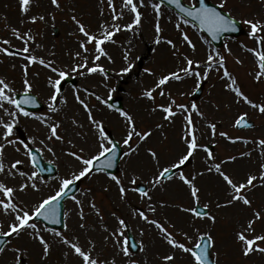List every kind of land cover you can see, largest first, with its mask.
Returning a JSON list of instances; mask_svg holds the SVG:
<instances>
[{
	"label": "snow or ice",
	"instance_id": "1",
	"mask_svg": "<svg viewBox=\"0 0 264 264\" xmlns=\"http://www.w3.org/2000/svg\"><path fill=\"white\" fill-rule=\"evenodd\" d=\"M38 2L18 0L23 17L21 24L51 25L54 29L57 13L67 11L63 23H71L68 34L74 37V45L66 52L68 62L61 66L56 59L55 44L47 57L37 54L45 47L40 42L46 35L43 31L22 30L6 24L9 35L0 37V64L8 58L12 69L21 70L19 87L15 78L0 75V260L4 264H32V257L36 256L35 264H49L58 249L65 264L70 261L71 264H148L147 252L152 241L145 237L155 233L163 248L153 253L157 264H177L178 260L182 264H224L215 225L217 213L230 208L239 209L232 239L240 257L244 260L256 256L264 258V227L257 228L258 222L264 225V203L257 204L253 199L256 190L264 189V135L242 137L230 135L226 130L218 131V122L209 118L197 102L178 101L170 88L172 82L192 80L195 87L191 92L179 95L194 96L211 75H216L225 94L231 97L223 107L231 109L236 105L246 109L240 111L238 107L232 127L256 129L249 110L264 116V97L251 96L229 69L227 57L234 55L229 44L224 42L221 50L213 47L212 42L247 26V38L252 45L241 42L240 47L252 57L253 67L246 75L256 85H264V15L259 12L243 15L236 7H229V0H216L211 5L206 0H187L186 3L183 0H120L119 6L116 0H106L108 14L105 16V0H100L102 19L92 29L74 6L66 9L63 0H48L43 12L30 14ZM173 6L176 13L169 14L167 9ZM145 9L153 20L152 51L156 53L161 46H167L174 67L159 72L153 67L143 69L153 79L140 89L139 99L150 102L148 112L158 115L159 122L140 128L135 115L113 101L117 89L111 87L109 81L133 72L134 60L139 59L133 56V41L142 37ZM162 19L173 25L178 33L176 39L163 35ZM188 29L205 34L198 36L205 46L202 59L197 57V43ZM121 33L130 35L122 41L118 35ZM13 40L20 44H14ZM110 46L120 52L122 64L119 67H114L116 59ZM234 63L242 66L244 60L235 56ZM34 66L50 73L45 81L46 110L43 112L39 111L41 101L35 93L37 85L33 78H38L40 73L30 71ZM95 76L101 77L97 86L105 89L107 95L80 84L72 87L69 100L64 88L69 80L79 77L87 81ZM157 97L163 102L157 103ZM221 106L219 101L214 103L217 111ZM106 112L118 114L123 128L119 138L108 130ZM81 114L84 120L79 118ZM178 118L180 130L175 155L162 164L163 150L151 143V138L159 132L161 144L168 140L165 130L174 127ZM24 121L34 124L35 129L32 135L21 137L18 132ZM205 134L209 143L200 142ZM217 136L230 144L240 142L248 147L237 155L218 157L215 154L219 144ZM57 144L61 146V153L72 158L74 164L64 175L54 177V189L44 192L48 180L42 173L46 169H59ZM141 151L152 164L147 176L132 164ZM45 152L54 159L42 167L40 161ZM201 153H204L203 168L186 174V169ZM241 160L247 165L242 173L238 168ZM121 163L124 164L122 169ZM111 169L118 171L113 173ZM206 175L215 180L222 199L198 183ZM99 176L114 184L127 210L126 214L119 210L110 212V223L105 220L96 203L94 189L88 183ZM177 181L186 192L187 203L155 197V193L167 191ZM85 184L88 186L84 187ZM110 187L105 185L103 190L110 191ZM129 192L136 194L139 204L133 203ZM33 195L37 198L33 199ZM65 201H71L73 207L67 208L62 203ZM86 207L88 212H85ZM169 208H175L178 219L173 220L166 214ZM73 214L77 217L79 231L70 228ZM91 215L96 220L89 224ZM133 221L139 239L130 232ZM95 232H99L102 240L97 241L91 234ZM34 248L39 251L35 252Z\"/></svg>",
	"mask_w": 264,
	"mask_h": 264
},
{
	"label": "rangeland",
	"instance_id": "2",
	"mask_svg": "<svg viewBox=\"0 0 264 264\" xmlns=\"http://www.w3.org/2000/svg\"><path fill=\"white\" fill-rule=\"evenodd\" d=\"M185 3L187 0H183ZM212 3H215L216 0H210ZM48 0H39L37 4L33 5L32 12L30 14H36L38 12H43L45 7L47 6ZM65 8L70 6H74L77 12L81 13L82 19L92 28L95 29L98 25V22L102 19L99 16V8L100 0H63ZM117 5L119 6L120 0H116ZM229 7H236L240 13L243 15H255L259 12L261 15H264V4H262V0H229ZM105 16L108 14L107 3L103 5ZM169 14H174L170 9H167ZM145 18H144V27L142 37H137L134 39L133 44V56L139 57L138 60H134V64L136 65L133 69V72L123 77H113L110 79L109 83L111 87H115L117 92L113 94V98H119L121 104L126 109L130 110L136 117L137 123L140 128H147L154 126L155 123L159 122L158 115H150L148 112L149 101L140 100L139 92L140 89L148 84L152 83V77L147 76L143 69L145 67H153L158 72L166 71L172 69L174 67V61L171 59L170 53L167 51V46H161L158 52L154 53L152 48L154 45L152 44V35H153V20L149 15V10L145 9ZM68 12H58L56 19V27L53 29L51 25L37 24L32 25L30 23L21 24V20L23 17L21 16L18 9V0H0V37H7L9 33L5 30V25H14L19 28L27 29L32 28L33 32L43 31L46 33L42 42L45 47L43 50H38V55H44L47 57L50 50H52V45L55 44V52L56 59L61 62V66L68 62V56L66 55L67 50L71 49L74 45V37L70 36L68 33L72 29L71 23H63V21L67 18ZM162 27L164 29L163 35L176 39L178 33L174 30V27L171 23H169L166 19L161 20ZM246 31V34L240 37H226L223 40L227 42L229 46L233 50V56L227 57V64L231 71H233L238 77L240 82L243 84L244 89L253 97L261 96L264 97V85H256L251 78L246 75L247 70H250L253 67L252 57L247 54L241 47V42L252 45V41L247 38L248 28L247 26H243ZM189 34L193 41L197 43V57L203 58L205 52V46L198 40V36L203 35L201 33H197L195 29H188ZM122 41L126 40L129 37V33H121L118 34ZM39 40V38H38ZM13 43L19 45V41L13 40ZM223 45V44H222ZM112 54L116 59V65L114 67H119L122 64L120 59V52L115 48V46H110ZM221 50L222 46L219 48ZM238 56L244 60V64L237 65L234 63V57ZM30 71L34 74L39 71L40 76L36 78L33 77L36 83L35 93L39 96V99L42 103L43 109L40 112L46 110L44 100L47 94V89L45 86V81L47 75L50 73L47 69H44L40 66H34ZM20 73L21 70L19 67L16 69H12L9 63L8 58H4V63L0 64V75H7L9 78H15L16 86H20ZM101 79L99 76L91 77L87 81H82L79 77L73 78V85L68 82L64 85L65 94L69 97L71 101V93L72 87L83 84L86 87H89L93 90L100 92L101 94L107 95L105 89L97 86V82ZM72 80V79H71ZM215 84L216 87H212ZM202 86V85H201ZM195 87L192 80H187L183 83L181 82H172L170 85L171 91L174 95H176L178 101H182L188 103L190 101L197 102L201 109L205 112V114L212 119H215L218 122V131L226 130L230 135L233 136H242V137H253L264 135V116H260L258 113L250 111V120L254 121L257 125L256 129H244L237 130L232 127L231 121L233 116L236 114V111L239 106L233 105L231 109H227L223 107V103L230 100L231 97L226 95L223 87L216 75H211L209 80L204 82V87L201 95L197 99H192V95H185L181 97L179 95L180 92H191V90ZM221 102V109L217 111L214 107L215 102ZM157 103L163 102L162 98L157 97ZM95 103V101H93ZM72 110H74V106H72ZM240 111L246 110L243 107H239ZM97 115H100L97 113ZM106 125L108 130L115 135L117 138L123 133V128L120 123V118L116 113H108L104 114ZM81 120H84L85 117L81 114L79 117ZM194 119L195 118L194 116ZM197 122L198 119H197ZM35 125L24 121L22 125L19 127L18 134L21 137H25L28 135H32L34 133ZM180 130V120L177 119V123L174 127L166 129V133L168 135V140L163 141L161 144V136L159 132L154 133L151 138V143L156 144L159 148L163 150V159L162 164L170 160L176 152V148L178 146L177 138L179 136ZM219 140V144L215 147V154L218 157H224L227 155H237L239 152L246 151L248 146L237 142L236 144H230L225 141L223 138L217 136L216 138ZM201 143H209V138L207 134H205L201 138ZM60 145L57 144L56 151L57 156H59V160L56 163L59 165V169L57 170V175H64L65 172L71 168L74 164L72 158L64 156L60 151ZM203 156L204 153H201L196 157L189 168L186 169L187 172H191L194 169H202L203 168ZM43 159L48 163L49 160L54 159L51 154L45 152ZM133 166H135L138 170H142L147 176L150 174L152 169V164L150 163V158L146 157L144 153L141 151V155L135 158L132 161ZM124 164H120V168L122 169ZM247 167L244 160H241L238 164V168L241 173ZM54 176V177H56ZM54 177L46 178L48 180V186L44 187V192L49 191V189H54V185L56 183ZM239 178V177H238ZM94 189L95 199L97 205L101 208L105 220L109 223L111 222L110 212L114 210L122 211L126 214V209L123 208L121 204L116 188L111 181H108L104 176L94 177L92 181L88 182ZM198 183L202 184L207 192L211 193L213 196L219 195L220 198H223V194L216 187L215 180L210 176L206 175L199 179ZM171 184V182H169ZM111 185L110 191L105 192L104 186ZM88 184H85L84 187H87ZM166 187H168L166 185ZM129 197L132 199L133 203L139 204L136 194L129 192ZM156 198H163L168 201L180 202L183 201L187 203V195L180 186L177 181L176 184L168 187L167 191H159L155 193ZM33 199L37 198L36 195H33ZM253 199L257 204L264 203V189H258L254 193ZM203 203V200H202ZM65 204L67 208H72L73 204L71 201H66ZM89 210L87 207L85 208V212ZM166 214L171 217L173 220L178 219L179 214L175 210V208H169L166 211ZM218 223L215 225V234L217 237V244L220 247L224 260V264H264V258L256 256L252 260H244L240 257L239 251L235 245V242L232 239L233 229L236 227V219L239 218V209H226L220 210L218 213ZM96 220L94 215L88 217V223L92 224ZM70 228L74 231H79L77 225V217L73 214L72 218L69 220ZM207 226V225H205ZM264 227L259 222L257 224L258 230ZM131 234L139 239L138 234L135 230V222L133 221L130 226ZM97 241L102 240L99 232L91 233ZM145 240L152 241V246L148 249L147 258L148 264H157L153 257V253L156 251H162V245L158 239L155 238V233H149L146 235ZM35 252H38L39 249H35ZM109 249L105 250V255L108 254ZM143 255V254H141ZM36 256L32 257V264H35ZM0 264H4L3 260H0ZM49 264H65L64 260L61 258L59 250H55L50 257ZM71 264V261L69 262ZM177 264H182L181 261H177Z\"/></svg>",
	"mask_w": 264,
	"mask_h": 264
},
{
	"label": "water",
	"instance_id": "3",
	"mask_svg": "<svg viewBox=\"0 0 264 264\" xmlns=\"http://www.w3.org/2000/svg\"><path fill=\"white\" fill-rule=\"evenodd\" d=\"M206 2L209 3V4L211 5V3L209 2V0H206ZM170 9H172V10L176 13V10H175L174 6L171 7ZM243 33H244V31L242 30V27H241L240 30H239L238 32H236V33H226V34H224V36H223L220 40H217V41L212 42V43H213L214 46L218 47V46L221 45L222 39H223L224 37H226V36H240V35H242ZM200 94H201V90H200L199 92H197L196 95H195L194 97L197 98ZM113 101H114L117 105H120V100H118V99H114ZM41 109H43V106L40 104V106H39V110H41ZM30 110H31V109H30ZM40 164H41L42 167H46V166H47V164L44 163L42 159H41V161H40ZM110 171H112L113 173H117L118 169H111ZM55 174H56V169H55V168H53L51 171H48V170L46 169V170L42 173V175H43L44 177H50V176H53V175H55ZM77 191H78V190H77ZM62 203H63V202H62ZM62 211H63V209H62ZM48 226H49V227H55V228H57V229H61V227H62L61 225H48Z\"/></svg>",
	"mask_w": 264,
	"mask_h": 264
}]
</instances>
